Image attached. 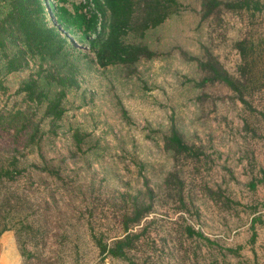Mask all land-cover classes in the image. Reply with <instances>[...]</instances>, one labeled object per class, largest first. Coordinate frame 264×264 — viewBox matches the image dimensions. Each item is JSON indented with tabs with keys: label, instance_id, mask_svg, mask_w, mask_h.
I'll use <instances>...</instances> for the list:
<instances>
[{
	"label": "rangeland",
	"instance_id": "obj_1",
	"mask_svg": "<svg viewBox=\"0 0 264 264\" xmlns=\"http://www.w3.org/2000/svg\"><path fill=\"white\" fill-rule=\"evenodd\" d=\"M180 1L188 8L146 35L160 56L140 61L132 75L99 66L87 45H73L79 87L68 91L55 134L48 118L33 141L30 129L7 126V113L26 107L41 119L42 109L19 90L34 64L0 72V171H10L0 177V227L11 225L0 251L7 250V264H264V12L226 14L209 25L200 22L197 0ZM80 3L87 0L59 4ZM93 9L90 2L83 11ZM242 37L257 46L247 104L224 85L196 87V62L181 52L200 57L206 44L237 76L241 59L232 43ZM203 93L210 97L199 101ZM172 122L205 152L198 165L179 168L183 202L163 184L173 168L163 148ZM75 130L85 133L80 149ZM145 179L153 204L130 229L139 233L135 247L126 259L100 253L96 238L110 246L125 234L131 195L142 191L147 201Z\"/></svg>",
	"mask_w": 264,
	"mask_h": 264
},
{
	"label": "trees",
	"instance_id": "obj_2",
	"mask_svg": "<svg viewBox=\"0 0 264 264\" xmlns=\"http://www.w3.org/2000/svg\"><path fill=\"white\" fill-rule=\"evenodd\" d=\"M61 1L0 0V52L4 58L0 72L15 73L33 63L37 68L35 73L21 81L19 90L28 105L42 109L40 121H35L36 112L28 107L10 111L7 113V126L17 130L30 129L32 141L40 131L44 132L39 125L43 118L50 120L49 132L56 133L57 122L65 112L67 93L79 87L80 57L73 45H87L94 52L99 66H120L129 76L136 72L140 61L160 56L147 43L148 32L188 8L180 0H89L94 9L83 11L89 5L88 1L72 4V9L59 4ZM197 1L200 22L209 25L220 24L226 14L243 17L245 14L254 16L264 12V0ZM232 46L241 59L237 76L228 72L206 44L200 45V57L189 56L185 52H181V56L196 62L200 73V78L193 81L196 87L204 89L224 85L235 93L240 102L247 104L245 95L252 85L257 46L250 37L235 40ZM209 97L208 93H203L197 98L204 101ZM121 113L126 116L125 109L121 108ZM84 136L85 133L74 131L76 148H81ZM163 148L173 160L172 170L163 179L164 188L169 194L178 195L183 202L184 178L179 168L198 165L205 152L201 146L189 143L174 122L163 137ZM9 174L8 169L0 171V177H8ZM144 184L147 201L142 198V191L131 195L130 210L123 215L125 234L116 238L110 246L101 239H95L100 253L126 259L135 247L139 233L130 229L151 213L153 204L154 191L147 185L146 179ZM251 184L254 186L253 182ZM208 192L210 195L217 194L210 189ZM10 228L9 221H5L0 227V235ZM187 231L189 235L195 234L190 227ZM196 235L203 237L201 233Z\"/></svg>",
	"mask_w": 264,
	"mask_h": 264
},
{
	"label": "crops",
	"instance_id": "obj_3",
	"mask_svg": "<svg viewBox=\"0 0 264 264\" xmlns=\"http://www.w3.org/2000/svg\"><path fill=\"white\" fill-rule=\"evenodd\" d=\"M0 261L2 264H7V250L0 251Z\"/></svg>",
	"mask_w": 264,
	"mask_h": 264
},
{
	"label": "built area",
	"instance_id": "obj_4",
	"mask_svg": "<svg viewBox=\"0 0 264 264\" xmlns=\"http://www.w3.org/2000/svg\"><path fill=\"white\" fill-rule=\"evenodd\" d=\"M88 2H89V0H87ZM92 4V3H91ZM89 5H90V2H89ZM68 36H70V35H68Z\"/></svg>",
	"mask_w": 264,
	"mask_h": 264
}]
</instances>
